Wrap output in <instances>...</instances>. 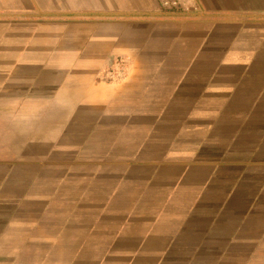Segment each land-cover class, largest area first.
<instances>
[{
	"label": "crops",
	"instance_id": "1",
	"mask_svg": "<svg viewBox=\"0 0 264 264\" xmlns=\"http://www.w3.org/2000/svg\"><path fill=\"white\" fill-rule=\"evenodd\" d=\"M181 2L0 0V264H264V0Z\"/></svg>",
	"mask_w": 264,
	"mask_h": 264
},
{
	"label": "built area",
	"instance_id": "2",
	"mask_svg": "<svg viewBox=\"0 0 264 264\" xmlns=\"http://www.w3.org/2000/svg\"><path fill=\"white\" fill-rule=\"evenodd\" d=\"M160 4L163 10L168 12H173L179 9H184L183 3L181 0H160ZM107 79L111 81L118 80L126 75V62L124 59H116L110 69L105 72Z\"/></svg>",
	"mask_w": 264,
	"mask_h": 264
},
{
	"label": "rangeland",
	"instance_id": "3",
	"mask_svg": "<svg viewBox=\"0 0 264 264\" xmlns=\"http://www.w3.org/2000/svg\"><path fill=\"white\" fill-rule=\"evenodd\" d=\"M105 74L106 73L104 72V73H102L101 76L99 75L98 79L101 80V81H103V82H106V83H113V82H115V81H111L110 79H107L106 76H105ZM126 75H127V73H126ZM126 75L123 76V77H121V78H118L117 81L123 80L126 77Z\"/></svg>",
	"mask_w": 264,
	"mask_h": 264
}]
</instances>
